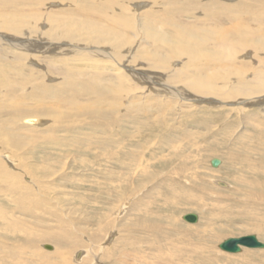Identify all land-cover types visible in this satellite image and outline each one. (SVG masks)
Wrapping results in <instances>:
<instances>
[{"label": "rangeland", "instance_id": "obj_1", "mask_svg": "<svg viewBox=\"0 0 264 264\" xmlns=\"http://www.w3.org/2000/svg\"><path fill=\"white\" fill-rule=\"evenodd\" d=\"M0 33L60 47L0 44V264H264L219 247L264 244V0H0Z\"/></svg>", "mask_w": 264, "mask_h": 264}, {"label": "bare ground", "instance_id": "obj_2", "mask_svg": "<svg viewBox=\"0 0 264 264\" xmlns=\"http://www.w3.org/2000/svg\"><path fill=\"white\" fill-rule=\"evenodd\" d=\"M143 5V4H142ZM147 5V4H146ZM141 6V5H140ZM141 8V7H140ZM8 25V23L6 24ZM176 27V31H179L180 30V33H178L177 35V39L180 40L179 38L180 37H184L185 39H198V40H204L205 38L202 36V33L201 31H205L206 32V35L208 36V34H211V32H209L206 28H200V27H189L187 25H178V26H175ZM182 31V32H181ZM150 33L152 35H155V36H159L160 37V40L162 41H168V35L167 33H162L160 32L158 29L157 30H154V29H151L150 30ZM32 38H35L36 40L32 41ZM25 41H31L32 43H30L29 45H25ZM182 41V40H180ZM190 42H194V41H190ZM9 46H11L12 48H16V49H19V50H22V51H32L34 50L36 52V55L37 54H41L42 57H55L54 55H50L54 49H56V47L60 48L58 46V42L55 41V42H50V43H47V44H41V43H44V41H42V39H40V37H37V36H30V35H27V37L24 38V40H20V39H16V38H9L7 35H4V34H1L0 33V44H7ZM58 43V44H57ZM92 43V41H91ZM49 44V45H48ZM62 44V43H61ZM86 44V43H85ZM74 45V44H73ZM72 49V48H71ZM1 50V49H0ZM2 51V50H1ZM0 51V52H1ZM102 52V51H101ZM59 53V52H58ZM107 52L103 53L106 55ZM110 53H108L107 55H109ZM50 55V56H49ZM118 55V54H117ZM164 56V54H162ZM116 57V56H115ZM119 57V56H117ZM166 57V55H165ZM164 57V58H165ZM33 59V58H32ZM166 59V58H165ZM161 60V59H160ZM14 62V61H13ZM17 63V61H15ZM110 66V65H109ZM115 67V66H114ZM139 68V67H138ZM5 69H2L0 68V75H5L7 74L6 71H4ZM143 74V73H142ZM16 88L20 89V87L22 85H27L29 84V81L27 80V77H22V75L20 73L17 72V75H16ZM256 78H258V82L260 83H255L254 81V87H247L246 85L242 86V88H238V93H241L242 95L244 96H247V97H251V94L254 96V94H260V93H264V73H261V74H257ZM254 79V78H253ZM0 86H1V83H0ZM192 86V85H191ZM199 89V88H198ZM172 90V89H171ZM180 91V90H179ZM190 91V90H189ZM183 92V91H182ZM185 92V91H184ZM261 95V94H260ZM252 96V97H253ZM259 98V97H258ZM183 99V98H182ZM178 100V99H177ZM189 101V100H188ZM196 102V101H195ZM221 102V101H220ZM260 111V110H259ZM34 116H30V117H26L28 118L29 120L27 121V123H31L30 125H36L38 122H39V119H37V117L33 118ZM29 125V126H30ZM3 158H4V161L5 159H9L10 161V158L9 156L7 155H3ZM213 160V159H212ZM211 160V161H212ZM14 162V161H13ZM211 163V162H210ZM152 179V178H151ZM154 180V179H153ZM133 181V180H132ZM219 185H222V187L225 186L224 183L222 182H217ZM133 184V183H132ZM123 186L120 185V188L122 189ZM125 187L127 188V184H125ZM226 187V186H225ZM124 188V187H123ZM121 211V210H120ZM120 216V215H119ZM183 219V217L181 218ZM149 220V219H148ZM144 222V221H143ZM199 222V221H198ZM148 224V223H147ZM145 225V224H144ZM155 225V224H153ZM152 225V226H153ZM146 226V225H145ZM144 226V227H145ZM146 229L149 228V227H145ZM150 230V229H148ZM152 230V229H151ZM113 233V232H112ZM156 233V231H155ZM191 234H189L190 236L194 235L195 237H197V233H193V232H190ZM215 233H218V231H215ZM240 238V237H239ZM122 242V240H121ZM61 245H68L66 244L64 241H61ZM49 245V244H48ZM104 245V244H103ZM109 245V244H108ZM105 246H100L99 250L97 251L98 253L100 252H104L106 249ZM49 250V249H47ZM52 250H53V246H52ZM127 251H125L123 248L120 249L119 251V254H120V258H119V264H128L126 262H124V257L126 256V253ZM87 253H92L91 251L87 252ZM105 254L107 252H104ZM101 254V253H100ZM105 256V255H104ZM85 258V257H84ZM167 259V258H166ZM127 260V259H126ZM125 260V261H126ZM230 261V260H229ZM143 262V261H142ZM117 263V262H116Z\"/></svg>", "mask_w": 264, "mask_h": 264}, {"label": "water", "instance_id": "obj_3", "mask_svg": "<svg viewBox=\"0 0 264 264\" xmlns=\"http://www.w3.org/2000/svg\"><path fill=\"white\" fill-rule=\"evenodd\" d=\"M213 168H218L221 165L219 159H213L211 161ZM183 220L190 224H196L199 221V215L195 213L186 214ZM220 249L228 253H240L243 248L250 249H264V244L261 243L255 235L244 236L240 238H230L220 244ZM46 249L52 250V246L45 245Z\"/></svg>", "mask_w": 264, "mask_h": 264}]
</instances>
